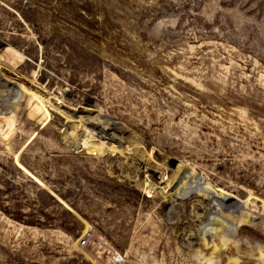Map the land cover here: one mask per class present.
I'll return each mask as SVG.
<instances>
[{
  "label": "rangeland",
  "instance_id": "374dc122",
  "mask_svg": "<svg viewBox=\"0 0 264 264\" xmlns=\"http://www.w3.org/2000/svg\"><path fill=\"white\" fill-rule=\"evenodd\" d=\"M205 237L264 256V0H0V264Z\"/></svg>",
  "mask_w": 264,
  "mask_h": 264
},
{
  "label": "bare ground",
  "instance_id": "6f19581e",
  "mask_svg": "<svg viewBox=\"0 0 264 264\" xmlns=\"http://www.w3.org/2000/svg\"><path fill=\"white\" fill-rule=\"evenodd\" d=\"M212 236V235H211ZM218 240H217V237L215 238H213L212 237V240L211 241H209L206 237L204 238V241H203V244H204V248L202 249V250H210L211 252V254H215L214 255V257H218L219 255H220V258H218V259H215V262L213 263V264H215V263H217L216 261L217 260H219L220 261V263L222 262H224V264H236V263H238V262H233L231 259H230V261H225V259H224V261H222L221 260V256L224 254V250L222 251V248H221V246L219 245V242H217ZM209 242H210V245H209ZM251 243V242H250ZM250 243H249V245H250ZM262 245H264V243H261ZM252 245H254L253 243H252ZM246 247H247V245H246ZM257 246H255V247H249V250H251V248H255L256 250L257 249H259V245H258V247L256 248ZM262 248H264V247H262ZM235 248H233L232 250H234ZM233 252H235V251H233ZM249 252H251V251H249ZM258 252V256H256V257H259V255H260V259L259 258H255V256H253L252 258L254 259V260H252V262H249V264H264V260H262V259H264V256H261V254H260V251L258 250L257 251ZM257 252H253V250H252V252H251V254H253V253H256V255H257ZM236 253H239V252H236ZM203 258V257H202ZM210 256L207 258V260L206 261H209L210 262ZM255 259H257V260H255ZM213 261V260H212ZM253 261H255V263L253 262ZM208 263V262H207ZM241 264H247L248 262H240ZM211 264V263H210Z\"/></svg>",
  "mask_w": 264,
  "mask_h": 264
},
{
  "label": "built area",
  "instance_id": "2783aa9c",
  "mask_svg": "<svg viewBox=\"0 0 264 264\" xmlns=\"http://www.w3.org/2000/svg\"><path fill=\"white\" fill-rule=\"evenodd\" d=\"M87 235H89V234H87ZM85 241H86V238H84V239L81 241V244H84Z\"/></svg>",
  "mask_w": 264,
  "mask_h": 264
}]
</instances>
